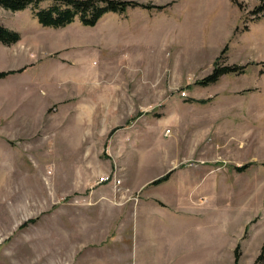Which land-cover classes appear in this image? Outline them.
<instances>
[{
  "label": "rangeland",
  "instance_id": "374dc122",
  "mask_svg": "<svg viewBox=\"0 0 264 264\" xmlns=\"http://www.w3.org/2000/svg\"><path fill=\"white\" fill-rule=\"evenodd\" d=\"M135 1L165 6H0V264H264L261 0ZM219 55L249 65L200 84Z\"/></svg>",
  "mask_w": 264,
  "mask_h": 264
},
{
  "label": "trees",
  "instance_id": "16d2710c",
  "mask_svg": "<svg viewBox=\"0 0 264 264\" xmlns=\"http://www.w3.org/2000/svg\"><path fill=\"white\" fill-rule=\"evenodd\" d=\"M45 1L49 5L42 7L41 4ZM238 3L237 0H232ZM143 5L147 8L164 7L165 5L142 4L135 0H0V6L13 11H22L31 7L35 17L44 26L61 27L66 26L76 19L84 25L94 26L99 19L107 12H125L131 6ZM264 11V0L257 5L252 11V14H257ZM21 37L20 32L13 30L0 22V41L5 44L17 42ZM225 49L223 50V53ZM222 55H219L215 61L213 71L203 77L199 83L208 85L217 82L222 75L228 73H243L248 64H227L220 63ZM264 65V61L261 62ZM11 71H0V77L8 75ZM170 175L166 173L156 179L155 183L166 181ZM264 259V245L262 253L258 257V261Z\"/></svg>",
  "mask_w": 264,
  "mask_h": 264
},
{
  "label": "crops",
  "instance_id": "0c3cea01",
  "mask_svg": "<svg viewBox=\"0 0 264 264\" xmlns=\"http://www.w3.org/2000/svg\"><path fill=\"white\" fill-rule=\"evenodd\" d=\"M94 193H95V190H94ZM96 193H97V192H96ZM141 219H142V218H141ZM157 220H160V221H162V222L165 221V220L160 219V218H152V217H151V221H154V222L156 221V222H157ZM158 223H159V222H158ZM132 226L134 227V229L132 230L131 227H130V233L127 235V237H129V238H128L129 241H126V247L128 248V250H129L130 248L133 250V248H134L133 241H134L135 233H136V236H137L138 231H139V226H140L139 220L136 219V220L132 223ZM131 230H132V231H131ZM118 235H120V234H118ZM133 235H134V236H133ZM130 236H132V237L130 238ZM154 238H155V237H154ZM115 239H116V238H115ZM130 242H131V243H130ZM119 243H120V241H119ZM122 243L125 244V241L123 240V237H122ZM122 243L118 244V246H119V247H122V246H121ZM110 255H111V256H110ZM109 257L113 260V263L116 264V258L118 257L119 262H121L123 255H122V253H121L120 251L118 252V254H115V253L111 252V253H109Z\"/></svg>",
  "mask_w": 264,
  "mask_h": 264
},
{
  "label": "built area",
  "instance_id": "2783aa9c",
  "mask_svg": "<svg viewBox=\"0 0 264 264\" xmlns=\"http://www.w3.org/2000/svg\"><path fill=\"white\" fill-rule=\"evenodd\" d=\"M109 180H111V176L110 175L101 176L98 183L107 182ZM114 180H115L116 184H119L121 182V180L119 178L118 179H114Z\"/></svg>",
  "mask_w": 264,
  "mask_h": 264
}]
</instances>
